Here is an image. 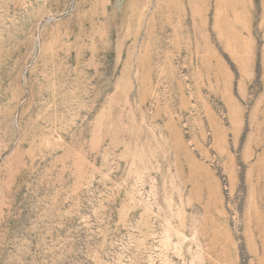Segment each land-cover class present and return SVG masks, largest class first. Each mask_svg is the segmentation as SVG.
Wrapping results in <instances>:
<instances>
[{
  "label": "rangeland",
  "instance_id": "1",
  "mask_svg": "<svg viewBox=\"0 0 264 264\" xmlns=\"http://www.w3.org/2000/svg\"><path fill=\"white\" fill-rule=\"evenodd\" d=\"M0 264H264V0H0Z\"/></svg>",
  "mask_w": 264,
  "mask_h": 264
}]
</instances>
